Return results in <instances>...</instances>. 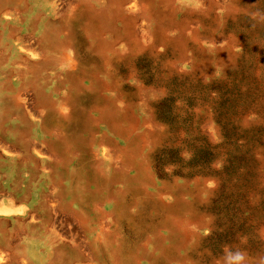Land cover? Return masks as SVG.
Listing matches in <instances>:
<instances>
[{"label":"rangeland","instance_id":"rangeland-1","mask_svg":"<svg viewBox=\"0 0 264 264\" xmlns=\"http://www.w3.org/2000/svg\"><path fill=\"white\" fill-rule=\"evenodd\" d=\"M4 104L0 264H264V0H4Z\"/></svg>","mask_w":264,"mask_h":264},{"label":"bare ground","instance_id":"bare-ground-1","mask_svg":"<svg viewBox=\"0 0 264 264\" xmlns=\"http://www.w3.org/2000/svg\"><path fill=\"white\" fill-rule=\"evenodd\" d=\"M4 0H0V4L3 2ZM52 35V30L51 29H48L46 32H45V38L48 40L49 37ZM50 41V40H49ZM51 62V56H46L44 59H40L38 60L37 62L36 61H31V63L33 64V66L37 67L36 69V72L39 74L41 73V70H43V68L45 66H47L49 63ZM28 84H36L34 81H29ZM19 94V93H18ZM20 96V95H19ZM22 101V100H21ZM28 105V104H27ZM25 109V108H24ZM7 111V108H6V105H2L1 106V111H0V124L2 123V116L1 115H4L5 112ZM15 150V149H14ZM9 151H7L6 148H4L3 146L0 145V153L2 154H8ZM34 153L36 154L35 156H38L40 157L41 156V153L38 149L34 150ZM10 154V153H9ZM1 156V155H0ZM16 203V202H15ZM52 208V207H51ZM23 210V209H22ZM21 212V209L20 208H16V209H7L5 207H0V216H6V215H10V214H18ZM2 251L0 250V263L2 262Z\"/></svg>","mask_w":264,"mask_h":264},{"label":"clouds","instance_id":"clouds-1","mask_svg":"<svg viewBox=\"0 0 264 264\" xmlns=\"http://www.w3.org/2000/svg\"><path fill=\"white\" fill-rule=\"evenodd\" d=\"M236 259H237V260H240V259H242V257L238 256Z\"/></svg>","mask_w":264,"mask_h":264}]
</instances>
